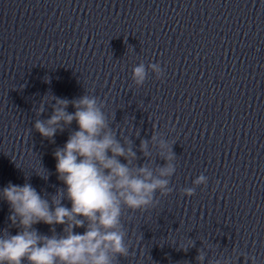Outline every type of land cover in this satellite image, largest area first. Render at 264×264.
Wrapping results in <instances>:
<instances>
[{
    "label": "clouds",
    "instance_id": "1",
    "mask_svg": "<svg viewBox=\"0 0 264 264\" xmlns=\"http://www.w3.org/2000/svg\"><path fill=\"white\" fill-rule=\"evenodd\" d=\"M149 67L160 70L155 63ZM146 78L144 64L133 68L132 80L137 86ZM52 100V115L36 120L34 128L55 143L57 132L76 123L77 130L53 153L57 178L64 187L50 199L29 183H9L0 190V199L10 207L11 226L18 229L15 235L7 229L0 235V264H114L118 257L129 254L123 211L147 210L158 203L157 194L164 197L173 191L169 185L175 173L171 163L175 152L166 140H160L158 156L163 164L139 163L137 150L127 138L118 137L103 100L89 94L73 100L53 96ZM70 104L75 109L71 113L67 111ZM151 140L157 141V137L153 135ZM148 147L147 140L140 142L139 153L146 159ZM206 181L200 175L193 183ZM194 192L185 189L188 197ZM65 199L71 207L62 203ZM39 223L49 225L53 234L39 233L34 228ZM54 225L64 226L63 234L55 233ZM78 228L84 232H76ZM196 259L202 262L204 257L198 254Z\"/></svg>",
    "mask_w": 264,
    "mask_h": 264
}]
</instances>
